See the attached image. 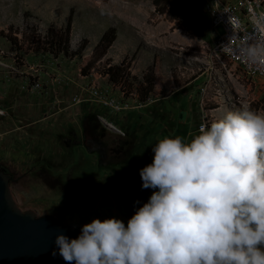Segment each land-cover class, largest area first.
<instances>
[{
	"label": "rangeland",
	"instance_id": "obj_1",
	"mask_svg": "<svg viewBox=\"0 0 264 264\" xmlns=\"http://www.w3.org/2000/svg\"><path fill=\"white\" fill-rule=\"evenodd\" d=\"M206 1L0 0V166L13 176L10 187L23 210L79 231L94 219L127 226L154 190L136 200L128 188L126 207L113 192L141 178L160 139L190 140L202 123L242 108L264 114V78L212 58L209 47L223 29L212 30ZM71 10V47L86 39L83 53L34 52L28 40L49 26L64 28ZM110 27L117 39L97 61L94 48ZM122 62L131 86L103 75L106 64ZM153 63V103L136 108L130 101L133 109L114 114L92 94L109 89L117 95L120 87L137 95L132 77L142 80ZM91 145L104 147V161L112 164L101 165L98 153L86 148Z\"/></svg>",
	"mask_w": 264,
	"mask_h": 264
},
{
	"label": "clouds",
	"instance_id": "obj_2",
	"mask_svg": "<svg viewBox=\"0 0 264 264\" xmlns=\"http://www.w3.org/2000/svg\"><path fill=\"white\" fill-rule=\"evenodd\" d=\"M249 13L251 31L224 10L231 35L219 52L264 70V12ZM152 151L139 173L148 202L127 226L94 219L75 239L58 235L66 264H264V114L228 112Z\"/></svg>",
	"mask_w": 264,
	"mask_h": 264
},
{
	"label": "water",
	"instance_id": "obj_3",
	"mask_svg": "<svg viewBox=\"0 0 264 264\" xmlns=\"http://www.w3.org/2000/svg\"><path fill=\"white\" fill-rule=\"evenodd\" d=\"M12 179L0 166V264H66L55 239H75L81 231L63 226L53 216L23 210L12 193Z\"/></svg>",
	"mask_w": 264,
	"mask_h": 264
},
{
	"label": "trees",
	"instance_id": "obj_4",
	"mask_svg": "<svg viewBox=\"0 0 264 264\" xmlns=\"http://www.w3.org/2000/svg\"><path fill=\"white\" fill-rule=\"evenodd\" d=\"M72 22H73V10L70 11L66 26L62 29H55L53 26H49L44 35L37 34L35 38L29 39L28 43L32 45V50L36 53L44 51L58 57L59 55H64L67 58L80 56L87 46V40L83 39L79 48L74 50L71 47V31H72ZM188 29L194 33L198 31V27L194 25L191 19L188 21ZM117 39L116 29L110 27L102 34L100 40L94 48V59L99 61L105 57L108 50L113 46ZM14 43V41H12ZM92 63L90 62L88 66ZM103 75L109 78L111 83L123 84L131 86V75L128 73V69L124 62L120 64L109 65L106 64L104 67ZM133 81L136 83V91L139 99L145 101L150 95L154 92V63L148 67L145 73L142 76V80H139L135 77H132ZM131 88V87H129ZM210 126V124L208 123ZM129 144V141L125 143ZM90 147V149H89ZM90 152L98 153L100 156L101 165H109L111 162L104 161V147L98 145H91L86 147ZM133 148V147H132ZM114 150L111 149V152ZM115 152V151H114ZM121 152V151H120ZM132 152V150H131ZM131 155V153H130ZM129 155V157H130ZM128 157V159H129ZM127 159V161H128ZM126 161L122 162L125 163ZM128 188L133 190L134 198L139 200L144 198L146 194H150L149 189H142V180L134 179L130 183L122 184L115 187L113 195L116 197V201L121 207H126V204L129 203L128 192H124ZM139 198V199H137Z\"/></svg>",
	"mask_w": 264,
	"mask_h": 264
},
{
	"label": "built area",
	"instance_id": "obj_5",
	"mask_svg": "<svg viewBox=\"0 0 264 264\" xmlns=\"http://www.w3.org/2000/svg\"><path fill=\"white\" fill-rule=\"evenodd\" d=\"M215 0H207L204 5V12L207 14L209 23L212 30H217L222 27L223 33L216 34V39L209 47L211 56L215 59L216 63L221 64L224 68L226 67L225 62L235 63L239 65L244 73L249 78L261 77L264 78V70L250 69L245 63L237 60L235 58L229 57L222 52H219L221 44L227 43L228 37L231 35L230 27L227 24V14L237 16L242 24H244L249 31H251V24L249 23V8L255 9L256 12H264V0H220V7H213ZM227 9V14H223L224 10ZM111 91L115 85L111 84ZM119 88V93H110L109 89L105 91H100L94 89L92 94L101 104L105 105L107 108L111 109L114 114H119L122 111L133 109L130 101L136 104V108H142L153 103L152 95H150L145 101H141L135 92H128L125 89ZM129 95V98H126ZM78 103L81 99H77Z\"/></svg>",
	"mask_w": 264,
	"mask_h": 264
}]
</instances>
